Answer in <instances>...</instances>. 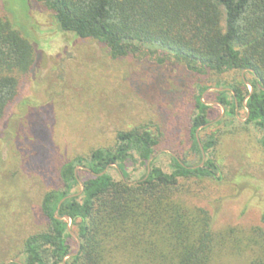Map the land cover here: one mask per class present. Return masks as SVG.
<instances>
[{
    "label": "trees",
    "instance_id": "trees-1",
    "mask_svg": "<svg viewBox=\"0 0 264 264\" xmlns=\"http://www.w3.org/2000/svg\"><path fill=\"white\" fill-rule=\"evenodd\" d=\"M29 1L51 13L61 32L96 41L113 60L148 46L196 74L251 75L249 81L224 84L218 102L233 118L237 108L245 110V125L264 132V0ZM35 61L23 28L0 17V128ZM207 88L195 97L190 119L189 152L197 162L175 151L169 171L153 158L147 173L161 144L158 129L157 135L146 126L118 131L111 147H96L60 166L59 188L46 192L40 203L47 229L25 238L20 260L8 264H215L224 256L264 264V214L262 226L214 229L208 210L185 199L202 192L204 183L222 180L214 157L218 138L195 137L208 124L201 101ZM129 161L145 169L137 181L123 174ZM78 166L87 178L77 175ZM112 166L124 177L114 179ZM65 218L74 228V249Z\"/></svg>",
    "mask_w": 264,
    "mask_h": 264
},
{
    "label": "rangeland",
    "instance_id": "rangeland-1",
    "mask_svg": "<svg viewBox=\"0 0 264 264\" xmlns=\"http://www.w3.org/2000/svg\"><path fill=\"white\" fill-rule=\"evenodd\" d=\"M5 16L28 35L36 61L0 128V263L20 260L25 238L47 229L40 203L46 192L59 188L60 166L96 147H111L118 131L146 126L157 135L158 129L161 144L153 158L164 171H169V155L175 151L197 162L189 152V128L195 97L203 87H208L201 95L208 124L195 137L218 138L214 157L222 180L204 183L202 192L185 199L208 210L214 229L262 226L264 132L245 125L243 109L235 110V119L227 116L217 93L224 84L249 81L251 75L196 74L148 46L113 60L96 41L61 32L51 13L29 0H0V17ZM81 169L75 172L87 178ZM124 169L129 181L145 172L134 161ZM109 172L114 179L124 177L113 166ZM67 230L74 235L69 240L74 249L70 221ZM245 262V257L224 256L215 264Z\"/></svg>",
    "mask_w": 264,
    "mask_h": 264
},
{
    "label": "water",
    "instance_id": "water-1",
    "mask_svg": "<svg viewBox=\"0 0 264 264\" xmlns=\"http://www.w3.org/2000/svg\"><path fill=\"white\" fill-rule=\"evenodd\" d=\"M249 86V85H248ZM250 87V86H249ZM250 93L252 92V88L250 87ZM201 153H202V163L201 164H203V162H204V160H205V155H204V152H203V150L201 149ZM173 156H175V155H173ZM154 157V156H153ZM153 157L149 160V162H148V169H147V173H149V163H150V161L153 159ZM62 202V201H61ZM60 202V203H61ZM65 220H67V221H69L67 218H65ZM70 234L72 235V236H74L71 232H70ZM8 264V263H7Z\"/></svg>",
    "mask_w": 264,
    "mask_h": 264
}]
</instances>
